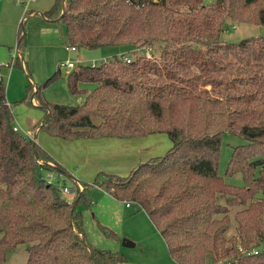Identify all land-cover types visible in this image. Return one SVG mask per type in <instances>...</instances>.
I'll return each instance as SVG.
<instances>
[{
    "label": "trees",
    "instance_id": "1",
    "mask_svg": "<svg viewBox=\"0 0 264 264\" xmlns=\"http://www.w3.org/2000/svg\"><path fill=\"white\" fill-rule=\"evenodd\" d=\"M39 14L61 20L76 50L127 51L76 64L67 87L85 94L77 105L46 102L36 88L43 116L31 134L13 129L0 78V264L20 244L25 264L124 263L122 253L85 238L79 206H88L94 186L144 211L176 264H264V250L250 252L264 242V36L222 39L227 20L264 25V0H54ZM60 74L57 68L44 85ZM36 131L62 140L165 133L171 145L125 176L99 182L98 173L89 184L71 177L36 142ZM225 133L248 141L233 149L227 168L242 173V186L219 173ZM47 171L74 180L71 200L47 182ZM234 207L241 208L232 217Z\"/></svg>",
    "mask_w": 264,
    "mask_h": 264
},
{
    "label": "rangeland",
    "instance_id": "2",
    "mask_svg": "<svg viewBox=\"0 0 264 264\" xmlns=\"http://www.w3.org/2000/svg\"><path fill=\"white\" fill-rule=\"evenodd\" d=\"M31 1H0V26H4V22L11 18L10 16L13 14L19 12V10H22V12L24 10V13H20L22 14V20L20 15V20L16 23V30H18L19 25L23 21L20 31L21 34H25L27 43L22 65L20 66L19 61H16V56L19 55V53H15L16 35L14 36V41L9 43L11 48L0 44V73L5 83V96L12 103L15 117L14 123L22 133L33 131L34 123L38 122L43 116V110L36 103L39 100V94H34L36 88L40 89V95L44 101L50 103L74 106L81 103L85 98V94H73L69 92L67 87L68 74L64 72L63 68L60 71V76L49 84L44 85L47 78L52 76L57 70L60 62L75 61V63L97 65L107 57L113 58L119 55V53L127 51L126 47L111 46H103L96 49L79 48L75 51L67 49L66 47L70 45L66 36L65 24L59 19L46 21L39 14L52 6L54 0ZM26 2H28L27 6ZM252 36H264V25L227 20L222 33V39L230 43L240 42ZM13 53L15 56L12 58ZM11 60H13L11 67L4 66L5 63L11 62ZM91 87L92 85H89L87 89L90 90ZM32 96L33 99L31 100ZM35 137L36 142L58 163L65 167L71 177L89 184L94 181L98 173H101L98 178L99 182L103 180L106 174L125 176L133 168L137 167L138 164L146 162L153 156L164 154L171 145V141L165 133L121 139L135 142L136 146L118 160L116 159V155L111 154H103L105 155L104 157H99L97 151L100 152L102 149L107 150V143L109 141H118L116 139L119 138H111L113 140L108 138L62 140L49 136L43 131H36ZM84 142L87 145L94 144L100 146L97 148H84L91 152L89 156L86 155L87 159L90 158L94 162V166L100 165L99 171H89L87 167L80 166L79 162L71 160L69 148L75 147L79 156V151L83 149L81 143ZM247 142L246 138L232 133H225L222 136L219 173L229 184L244 185L242 173L227 174V168L233 149ZM113 149L115 147L111 145L109 151ZM50 151L61 156L62 159L63 157L66 158V160H69L67 161L68 163H76L78 165L77 170L73 168L76 167V164L73 163L71 165L73 167H69L60 161L58 157V159L55 158ZM132 151L139 153V163H135L136 165L127 162V155L132 153ZM71 177L68 178L61 175L56 177L54 181L66 184L73 189L75 186L74 180ZM75 191L64 195V197L67 200H71V197L75 195ZM89 193L90 203L88 206L84 203H81L79 206L83 213L84 234L88 243L99 249L122 253L126 258V264H173L174 261L169 255L165 241L144 211H134L132 207L125 205V201L114 198L105 189L98 186L91 187ZM239 208L241 207L232 208V217H234V213ZM235 228L236 222L233 221L228 236L234 232ZM109 232H113L114 235H109ZM125 241L132 242L134 246H125ZM256 249L258 251L264 250V242L259 247H256ZM26 259V245L20 244L6 254L3 264H25Z\"/></svg>",
    "mask_w": 264,
    "mask_h": 264
},
{
    "label": "crops",
    "instance_id": "3",
    "mask_svg": "<svg viewBox=\"0 0 264 264\" xmlns=\"http://www.w3.org/2000/svg\"><path fill=\"white\" fill-rule=\"evenodd\" d=\"M0 1H2V0H0ZM27 5H28V2H26V6ZM21 12H22V10L21 11L19 10V12L13 14L12 16H10L11 18L7 19L6 22H4V26H0V44L1 45L6 46L8 48H11V45H9V43H11L12 41H14V36L15 35L17 36V31L18 30H16V23L20 20V15H21V19H22V14H20ZM22 13H24V10H23ZM87 85H88V88H89V85L90 84H87ZM87 85L85 87H87ZM33 132H34V129H33ZM27 133L31 134L32 131L31 132L28 131ZM108 139L113 140L111 138H108ZM116 140H118V141H109L107 143V146H106L107 147L106 148L107 150H103L102 149V150H100V152L97 151V155L99 157H104L105 155H103V154L116 155L117 156L116 159L119 160L120 157H122L124 154H127L130 149L133 150V148L136 146L135 142H132V141H129V140H126V141L121 140V139H116ZM91 142H93V141H91ZM81 144H82L83 149H81V151H79V156L77 155L78 154V151H76V148L75 147H70L69 148V154L71 155V160L72 161H75V162H79L80 166L87 167L89 171H96V170H98L100 168V165L99 166H94V162L90 158L87 159V156L86 155L89 156V154L91 152H89L87 149H84V148H97V147H100V146H96L94 144L87 145L85 142L84 143H81ZM102 144L104 146V143L103 142H102ZM111 145H113L115 147V149L109 151ZM105 152H107V153H105ZM50 153L55 158L58 157L60 159V161H62L65 165H67L69 167H73L71 165L74 162L68 163L67 161H69V160H66V158L63 157V159H62L61 156H58L56 153H53L51 151H50ZM97 155H95V156H97ZM127 158H128L127 162L133 163L132 165H134L135 163H139L138 162L139 161L138 160L139 159V153H135V152L132 151V153H130V154L127 155ZM74 164H76V163H74ZM73 168L75 170H77L78 165L76 164V167H73ZM115 172H117V171L115 170ZM133 246H134V244H133ZM120 264H126V263L124 262V263H120ZM173 264H176V263L173 262Z\"/></svg>",
    "mask_w": 264,
    "mask_h": 264
},
{
    "label": "built area",
    "instance_id": "4",
    "mask_svg": "<svg viewBox=\"0 0 264 264\" xmlns=\"http://www.w3.org/2000/svg\"><path fill=\"white\" fill-rule=\"evenodd\" d=\"M66 48H67V49L69 48V49L72 50V51H75V50H76L75 47H66ZM16 52H17V48H16L15 53H16ZM14 56H15V55H14V53H13L12 58H13ZM148 56H149V55L147 54V57H148ZM127 61H129V60L127 59ZM12 64H13V60H11V62H7V63H5L4 66H6V67H11ZM75 64H77V63H75V61H74V62H73V61H62V62H60V63L58 64V67H57V68H58L60 71H61L62 68H63V69H64V72H65L66 74H68V73H69V72H70V71L76 66ZM0 78H2L1 73H0ZM13 129H14V130H19V131H20V129L17 128L16 126H14ZM25 134H28V133L26 132ZM61 175L65 176L63 173H59V172H56V171H47V172L45 173V178H46V180H47V182H48L49 184L53 185L55 188H57L58 190H60L62 194L66 195V194H68V193H73V192L75 191V188L71 189V188L68 187L66 184H63V183L55 182V181H54V179H55L56 177L61 176ZM126 206H127V207H130V204L127 202V203H126ZM250 252H252V253H258V250L255 249V250H252V251H250ZM248 254H249V253H248Z\"/></svg>",
    "mask_w": 264,
    "mask_h": 264
},
{
    "label": "water",
    "instance_id": "5",
    "mask_svg": "<svg viewBox=\"0 0 264 264\" xmlns=\"http://www.w3.org/2000/svg\"><path fill=\"white\" fill-rule=\"evenodd\" d=\"M124 245H125V246H133V243L130 242V241H125V242H124Z\"/></svg>",
    "mask_w": 264,
    "mask_h": 264
}]
</instances>
